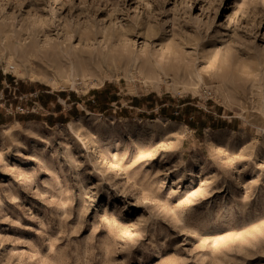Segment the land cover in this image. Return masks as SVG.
<instances>
[{
	"label": "rangeland",
	"instance_id": "rangeland-1",
	"mask_svg": "<svg viewBox=\"0 0 264 264\" xmlns=\"http://www.w3.org/2000/svg\"><path fill=\"white\" fill-rule=\"evenodd\" d=\"M0 76V264H264V0H0Z\"/></svg>",
	"mask_w": 264,
	"mask_h": 264
},
{
	"label": "trees",
	"instance_id": "trees-1",
	"mask_svg": "<svg viewBox=\"0 0 264 264\" xmlns=\"http://www.w3.org/2000/svg\"><path fill=\"white\" fill-rule=\"evenodd\" d=\"M1 79H2V77L0 76V82H1ZM0 87H1V85H0ZM2 92H4V89H2ZM19 94H21V93H19ZM93 95H94L93 101H94V103H96V108H98L99 111H101V112H105V110L109 108L108 104L111 103L112 101H115L114 95H113V97L107 96L105 90H102L101 92L100 91L99 92L98 91L93 92ZM89 108L94 109L95 107L90 106ZM25 116L31 117V116H33V114L29 112V113H26ZM164 116H167L172 120H180L179 117L174 116V115H164ZM212 127L217 128L218 126L212 125Z\"/></svg>",
	"mask_w": 264,
	"mask_h": 264
},
{
	"label": "bare ground",
	"instance_id": "bare-ground-1",
	"mask_svg": "<svg viewBox=\"0 0 264 264\" xmlns=\"http://www.w3.org/2000/svg\"><path fill=\"white\" fill-rule=\"evenodd\" d=\"M18 70V69H17Z\"/></svg>",
	"mask_w": 264,
	"mask_h": 264
}]
</instances>
